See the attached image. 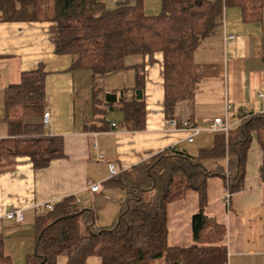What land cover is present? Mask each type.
Wrapping results in <instances>:
<instances>
[{
	"label": "trees",
	"instance_id": "16d2710c",
	"mask_svg": "<svg viewBox=\"0 0 264 264\" xmlns=\"http://www.w3.org/2000/svg\"><path fill=\"white\" fill-rule=\"evenodd\" d=\"M241 7L245 18L261 13L264 0H162L159 14H147L143 0L122 2L107 9L104 0H0V20L48 22L55 52L73 58L72 70L91 73L94 121L92 130L107 128L103 104H120L122 129L141 131L146 127L145 66H135L137 84L130 97L125 91L106 93L107 74L125 70L134 56L163 55L167 119H175L176 107L193 97V56L201 43L217 36L223 26L224 10ZM258 15V14H257ZM42 68L26 73L18 85L6 92V123L15 137L13 153L28 157L34 169L47 168L64 158L62 137L44 134L42 117L46 100ZM103 100H99V96ZM254 135L263 153L264 113L240 117L228 135L218 133L210 147L191 155L170 148L106 183L126 193L115 222L107 228L96 225L94 209L78 205L75 197L55 203L51 212L35 218L36 242L25 264H56L64 256L67 264H227L226 229L205 213L207 183L219 177L231 195L244 188L247 156ZM227 158V169L209 171L202 161ZM188 191L199 195L200 209L192 218L193 245L173 247L169 243L167 207L183 199ZM0 264H13L0 234Z\"/></svg>",
	"mask_w": 264,
	"mask_h": 264
},
{
	"label": "crops",
	"instance_id": "0c3cea01",
	"mask_svg": "<svg viewBox=\"0 0 264 264\" xmlns=\"http://www.w3.org/2000/svg\"><path fill=\"white\" fill-rule=\"evenodd\" d=\"M126 1L135 3L137 0H104V3L107 9H114ZM143 2L147 14L160 13L162 0ZM257 14L245 18L241 7H226L220 33L204 40L194 53L193 97L179 104L175 111L179 124L186 122L201 129L193 143H188L185 131L162 128L161 122L168 117L164 107L161 53L130 57L125 70L107 74L102 81L106 93L125 91L130 97L137 84L134 67L145 66V129H122L124 116L119 111L120 104L116 103L103 104L107 128L94 131L91 126L97 122L93 119L91 73L72 70L73 58L56 54L50 41L51 24L0 20V228L35 224L39 207L62 202L67 197H75L81 207L94 209L97 227H110L127 197L121 189L105 186L113 177L110 165L120 173L170 148L195 156L200 149L213 145L218 133L211 132L210 127L215 118H223L233 130L241 116L263 114L264 7ZM40 68L46 74L45 113L50 114V123L45 126L43 116L27 122L43 124L46 136L62 137L65 157L36 170L28 157L13 153L15 137L10 136L6 123L5 100L10 86L20 84L24 74ZM103 99L99 96V100ZM194 144L196 146L192 147ZM202 163L209 171L228 166L227 158L207 159ZM262 164L263 153L254 135L247 156L244 188L231 196L229 205L224 201L227 193L224 180L219 177L208 180L205 213L226 229L227 264H264ZM90 183L100 184L102 190L91 192ZM13 209L23 211V224L4 218ZM199 209V195L195 191H188L183 199L168 205L171 246L189 248L193 245L192 218ZM5 251L12 256L10 249ZM28 252L22 258L31 254Z\"/></svg>",
	"mask_w": 264,
	"mask_h": 264
},
{
	"label": "built area",
	"instance_id": "2783aa9c",
	"mask_svg": "<svg viewBox=\"0 0 264 264\" xmlns=\"http://www.w3.org/2000/svg\"><path fill=\"white\" fill-rule=\"evenodd\" d=\"M229 39H233V36H229ZM260 96L263 97V95H260ZM229 109H231L230 106H228V111H229ZM43 123L45 126L49 125V123H50V114L48 112H46L43 115ZM161 125H162V128L166 131H169V130L185 131L187 133L188 143H193L195 137L201 133L200 128L193 126L191 124H188L186 122L179 124L175 119H165L161 122ZM112 126L114 127L115 125L112 124ZM230 130H231L230 124L227 123L221 117L215 118L212 122V126L210 127L211 132L223 133L224 135H228ZM99 159H102V156H100ZM110 172H111L112 176H116L118 174L115 166H113V165H110ZM89 188H90L91 192H93V193H99L102 190V186L100 184H96V183H90ZM231 196L232 195L229 192L226 193L224 201L226 202L227 205L230 204ZM54 205H55L54 202H49V203L39 207L38 212L40 214L51 212L54 209ZM4 218L6 220L11 221V222L18 224V225L23 224L25 221L23 211L20 209H13V210L7 212L4 215Z\"/></svg>",
	"mask_w": 264,
	"mask_h": 264
},
{
	"label": "rangeland",
	"instance_id": "374dc122",
	"mask_svg": "<svg viewBox=\"0 0 264 264\" xmlns=\"http://www.w3.org/2000/svg\"><path fill=\"white\" fill-rule=\"evenodd\" d=\"M196 144L192 145L195 147ZM24 227L16 226H4L0 228V232L3 233L5 238V249L9 250L12 253L13 264H25V258H22L26 251H29L31 254L35 250L36 242V229L33 222L23 225ZM28 252V253H29ZM98 260L96 258H90L88 264H97ZM160 264L161 261L159 262ZM56 264H67L66 258L60 256L57 259Z\"/></svg>",
	"mask_w": 264,
	"mask_h": 264
}]
</instances>
